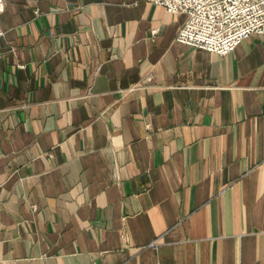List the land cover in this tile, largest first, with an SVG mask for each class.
I'll return each mask as SVG.
<instances>
[{
    "label": "crops",
    "instance_id": "1",
    "mask_svg": "<svg viewBox=\"0 0 264 264\" xmlns=\"http://www.w3.org/2000/svg\"><path fill=\"white\" fill-rule=\"evenodd\" d=\"M0 20V264H264V35L195 48L146 0Z\"/></svg>",
    "mask_w": 264,
    "mask_h": 264
},
{
    "label": "built area",
    "instance_id": "2",
    "mask_svg": "<svg viewBox=\"0 0 264 264\" xmlns=\"http://www.w3.org/2000/svg\"><path fill=\"white\" fill-rule=\"evenodd\" d=\"M146 1L170 13L186 14L176 41L212 53L229 54L250 35H264V0ZM4 8L5 0H0V15ZM3 34L0 20V37Z\"/></svg>",
    "mask_w": 264,
    "mask_h": 264
}]
</instances>
